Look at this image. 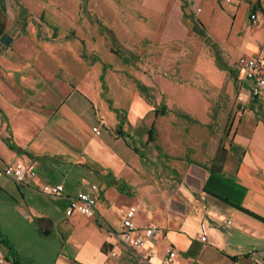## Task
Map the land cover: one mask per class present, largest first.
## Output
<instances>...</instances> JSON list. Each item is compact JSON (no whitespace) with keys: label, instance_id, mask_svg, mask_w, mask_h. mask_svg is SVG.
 I'll use <instances>...</instances> for the list:
<instances>
[{"label":"crops","instance_id":"0c3cea01","mask_svg":"<svg viewBox=\"0 0 264 264\" xmlns=\"http://www.w3.org/2000/svg\"><path fill=\"white\" fill-rule=\"evenodd\" d=\"M26 1L30 9L19 0L20 7L42 17L54 0ZM183 1L194 4L201 27L235 59V77L247 91L236 73V60L245 56L264 61V0ZM202 4H212L205 15ZM20 7L13 17L11 0H0V37L6 33L12 38L9 46L0 42V160L9 164L19 158L34 168L40 182L64 188L50 198L32 179L18 185L0 177V235L21 264H161L167 248L175 250L181 264H264V117L245 119L219 172H210L209 165L193 166L180 176L177 167L165 165L158 143L164 124L160 118L167 114L156 116L138 91L124 92L123 100L105 104L113 113L111 123L87 121L84 105L99 110L97 101L103 100L94 83L98 78L103 85L106 64L99 77L96 69L89 72L85 63L100 60L82 57L83 46L76 61L53 69L48 56L53 49H68L65 37L51 40L44 49L37 45L22 52L18 38L27 21L20 20ZM247 95L264 106V96ZM114 109L121 113V127ZM98 126L100 135L91 131ZM92 185L97 187L95 214L65 217L67 198ZM130 208L136 209L134 235L142 227L159 230L138 252L117 246L114 239ZM46 240H56L58 248L53 252ZM151 248L156 253L148 258ZM110 250L120 256L112 257ZM7 255L0 246V264H11Z\"/></svg>","mask_w":264,"mask_h":264},{"label":"rangeland","instance_id":"374dc122","mask_svg":"<svg viewBox=\"0 0 264 264\" xmlns=\"http://www.w3.org/2000/svg\"><path fill=\"white\" fill-rule=\"evenodd\" d=\"M20 2L30 9L26 0ZM11 4L14 17L19 0H11ZM193 5L183 0H54L41 19L39 14L33 17L27 10V27L18 43L22 52H30L37 45L38 49L46 48L53 32L57 41L72 34L75 38L65 43L67 50L53 49L48 56L53 69L71 64L72 58L76 61L83 46L86 55L100 59L93 65L82 60L89 72L96 69L99 77L100 67L109 65L103 85L98 78L94 83L103 95V100L97 101L99 110L88 103L84 105L83 117L92 124H98L100 118L111 123L113 113L105 104L113 105L115 98L123 100L124 92L137 93V81L149 85L155 97L149 103L151 107L160 104L167 111V116L160 118L164 124L157 137L162 160L168 167H177L182 176L193 166L211 165L219 147L226 149L228 160L232 151L229 143L243 129L245 119L264 117V106L252 103L244 85L235 77V59L201 27ZM210 6L202 4L203 15ZM94 19L111 30L116 41L102 33ZM195 23L212 42L194 31ZM123 56L130 60L124 61ZM75 69L73 63L71 72ZM63 73L70 74L68 70ZM236 73L242 79L241 72ZM73 81H79V72ZM229 158L234 162V157ZM52 241L46 240L54 252L58 242Z\"/></svg>","mask_w":264,"mask_h":264},{"label":"built area","instance_id":"2783aa9c","mask_svg":"<svg viewBox=\"0 0 264 264\" xmlns=\"http://www.w3.org/2000/svg\"><path fill=\"white\" fill-rule=\"evenodd\" d=\"M234 0H225L227 3H232ZM251 20L255 21V15H252ZM236 66L242 74V81L246 85V89L254 98L264 96V61L256 58L241 56L236 60ZM100 128H92V132L100 135ZM0 177L10 179L18 185H23L27 179L34 180L40 186V193L50 198L60 196L64 192L62 185H50L43 183L37 178V173L34 168L26 167L19 159H15L9 164H4L0 160ZM97 187L92 185L89 191L77 193L74 196L67 198L68 204L64 209L65 217H71L74 214L81 216H91L95 214L97 202ZM135 208L126 210L122 219L121 230L114 234L115 244L121 248L128 249L131 252H138L144 249L145 243L153 237L159 235V230L155 227H142L138 235H134L137 231L134 223ZM202 242L206 241L203 235L200 237ZM110 255L114 258L120 256L119 252L110 250ZM156 249H149L147 257L154 256ZM1 262V261H0ZM105 264H112L107 262ZM161 264H181L175 250L167 248L164 252ZM250 264H258L255 261Z\"/></svg>","mask_w":264,"mask_h":264},{"label":"trees","instance_id":"16d2710c","mask_svg":"<svg viewBox=\"0 0 264 264\" xmlns=\"http://www.w3.org/2000/svg\"><path fill=\"white\" fill-rule=\"evenodd\" d=\"M85 1V0H84ZM26 11L25 9H23V7H20V20L22 21H26L25 20V16L26 15ZM41 18V17H40ZM96 24L98 25L99 29L102 31V33H107L108 37L112 40V41H116L115 37H114V33L109 30L107 27L103 26L102 23L100 21H98L97 19H94ZM200 26L198 25V23H195L193 25V29L194 31L198 32L199 34H201L202 36H204V38L209 41V42H212L209 38H207V36L205 35V31L202 30V28H200L201 30H199ZM39 37H41V34L38 33ZM56 35L54 33H52L50 39L55 40ZM75 37L71 34V35H67L65 36L64 40H68V39H74ZM81 56L82 57H86V58H89L91 62H96L99 59L98 56H95V55H92V56H86V54L84 53V49L82 50L81 52ZM122 59L124 61H129L130 58L129 57H126V56H123ZM108 69V65H104L102 66V75H101V80L103 81L104 80V75H105V72L106 70ZM135 87L137 89V91L139 92V94L144 98V101L146 103H148L149 106H151L149 103H151L155 97L153 95V89L152 88H149L148 86H145L143 84H141L140 82H137L135 83ZM114 112H116V117L119 121V125L120 127L124 124V122L122 121V118H121V113L114 109ZM154 113L156 116H159V115H166L167 114V111H165V108L163 105H157L156 107H154ZM121 137L125 139V135H123L122 133H120ZM149 134V139H150V131L148 132ZM13 148V147H12ZM226 149H220V147L216 150V153L214 155V158L212 160V164L209 165L208 167V170H210V172H219L220 171V168H221V165L224 163L225 161V151ZM112 184L114 185H118L117 183H114L112 182ZM122 188V187H121ZM0 246H2L6 252H7V256L9 257L10 261H11V264H21V262L19 261L18 257H17V252L16 250L14 249V247L10 244V242L3 236L0 235Z\"/></svg>","mask_w":264,"mask_h":264},{"label":"water","instance_id":"95a60500","mask_svg":"<svg viewBox=\"0 0 264 264\" xmlns=\"http://www.w3.org/2000/svg\"><path fill=\"white\" fill-rule=\"evenodd\" d=\"M0 42L3 43L6 46H9L12 42V38L9 37L6 33H4L1 37H0Z\"/></svg>","mask_w":264,"mask_h":264}]
</instances>
